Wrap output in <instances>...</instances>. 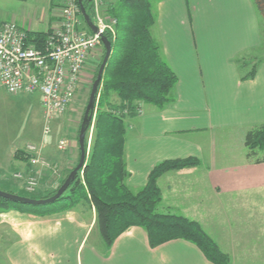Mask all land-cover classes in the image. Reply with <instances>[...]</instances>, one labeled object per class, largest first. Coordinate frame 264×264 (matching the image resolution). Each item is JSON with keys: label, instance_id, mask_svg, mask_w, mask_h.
<instances>
[{"label": "crops", "instance_id": "0c3cea01", "mask_svg": "<svg viewBox=\"0 0 264 264\" xmlns=\"http://www.w3.org/2000/svg\"><path fill=\"white\" fill-rule=\"evenodd\" d=\"M34 1L40 8L32 12L0 11V23L13 21L27 35L56 28L65 0ZM155 6L150 35L177 83L162 109L139 103V112L125 119V184L137 192L157 164L194 158L197 165L158 179L159 211L197 222L229 256V264H264V248L251 244L254 234L264 239V162L249 159L244 143L249 130L264 125V65L250 79H243L247 71L240 69L248 54L264 46V20L253 0H161ZM112 104H119L114 95ZM18 127V120H0V190L16 192L13 177L32 169L24 159L30 145L63 179L74 163V148L62 152L59 144L42 142L20 148L19 140L30 134ZM42 169L33 170L41 174ZM52 183L44 185L48 192L56 188ZM49 211L44 216L0 211V247L7 264H213L185 240L151 247L140 227L128 229L107 248L95 210L83 200ZM253 216L262 223L254 232L244 227ZM248 252L254 255L243 258Z\"/></svg>", "mask_w": 264, "mask_h": 264}, {"label": "trees", "instance_id": "16d2710c", "mask_svg": "<svg viewBox=\"0 0 264 264\" xmlns=\"http://www.w3.org/2000/svg\"><path fill=\"white\" fill-rule=\"evenodd\" d=\"M253 1L264 20V0ZM82 6L91 17V1L82 0ZM107 14L117 19L116 36L108 37L111 55L98 87L91 150L81 170L82 179L77 175L69 187L71 194H64L55 203L67 201L74 204L80 200L90 203L96 213V228L107 248L128 229L140 227L151 247L181 239L196 245L213 264H229L228 256L220 251L197 222L159 211L162 198L158 179L166 172L193 167L198 164L197 160L186 158L157 164L149 173L145 186L137 192H132L125 184L124 121L137 114L139 103L156 109L167 105L177 78L151 38L150 28L155 23V15L149 0H115L109 4ZM261 33L264 40L263 24ZM45 35L28 34L26 42L39 46ZM261 62H241L240 69L247 71L242 78H252ZM111 94L118 98L119 104L110 103ZM244 143L249 159L255 163L264 162V125L249 130ZM259 155L262 158L259 159ZM68 174L54 191L44 196H23L21 191L6 192L30 199H45L56 192ZM41 207L44 206L21 205L0 198V211L17 210L38 216L50 213Z\"/></svg>", "mask_w": 264, "mask_h": 264}, {"label": "built area", "instance_id": "2783aa9c", "mask_svg": "<svg viewBox=\"0 0 264 264\" xmlns=\"http://www.w3.org/2000/svg\"><path fill=\"white\" fill-rule=\"evenodd\" d=\"M90 1L94 33L83 20L78 0H65L58 25L46 33L39 46L27 43V34L15 22L0 24V85L9 95L39 94L46 120L62 115L70 106L85 66L102 49L101 37L116 36L117 19L107 14L103 0ZM65 145L61 140L59 149ZM27 152L32 169L25 187L33 191L40 174L34 167L49 166L36 146H28Z\"/></svg>", "mask_w": 264, "mask_h": 264}, {"label": "rangeland", "instance_id": "374dc122", "mask_svg": "<svg viewBox=\"0 0 264 264\" xmlns=\"http://www.w3.org/2000/svg\"><path fill=\"white\" fill-rule=\"evenodd\" d=\"M159 1L161 0H149L153 8L156 7L155 5H157ZM113 2H115V0H103V4L106 6V8L109 6L110 3ZM36 6L37 8H40L38 7L40 6V3L34 0H11V1L3 0V2L0 0V11L2 13L12 12L14 14H21L24 9H26L28 12H32ZM58 16H60V14H58ZM262 24L264 26L263 21ZM103 55H104V50L102 47V49H99V52L97 53V57L95 56V58L89 61L88 64L85 66V69L83 70L80 77V83L76 90L75 97L71 102L70 106L62 115L55 116L49 120H46V118L44 117V113L41 105L42 97L39 94H34V95L25 94L19 97H13L11 95H8L3 89V87L0 85V120H18V124H19L18 128H20V130L25 134L27 133L30 134V136L27 135L23 136L19 140L18 147L23 148L25 147L26 144L36 145L41 142L42 145L44 146L49 145L53 147H58L59 142L61 140H65L66 142V145L64 146L65 148L59 150L65 152L66 148L69 147L71 148V146L74 148L76 153L75 160L71 168L66 173V175L76 166L78 162L77 141H78L79 128L83 118L84 110L88 102L92 84L96 79L97 66L102 62L101 60L103 59L102 58ZM260 60L262 61L261 64L264 65V46L259 51H256L255 53H250L244 58V61L250 63H253L255 61L259 62ZM113 95L114 94H111L109 100L111 104H112ZM104 108H106V106ZM95 115H96V106L93 115V121L91 122V125L86 133V138H85L87 144V150H86L87 157L90 153L91 145L93 142ZM45 130H47L46 133ZM258 157L259 159L262 158L261 155H259ZM24 159H26V162L29 165L28 158H24ZM26 170L23 172V174H21L20 178L15 179L13 177V179L16 180L19 185L16 192L21 191V195L23 196H33V197L44 196L50 193L48 192L49 189H46L47 187L46 188L44 187V185L47 182L50 183L53 181L55 183H52L50 186L54 187V185H56L57 187L60 181L62 180L60 179L61 176L58 175L57 170L52 168L50 165L46 169L41 170V174L38 176V180H39L38 186L33 191H31L28 190L27 187H25L26 185H28L27 181L29 177L28 175L29 171ZM78 175L82 179V171H80ZM55 189L56 188H54L53 191ZM66 194L68 193L66 192L65 195ZM58 204H65V201L44 206L41 207L40 209L46 208L48 210H53L55 206H58ZM244 223H245L244 227L246 229L252 230V232H254L255 229H257V227L259 225L261 226L262 224V223L259 224L258 219H256L254 216L250 221L245 220ZM261 228L262 227H260V229ZM251 240L253 241L251 243L253 248L256 247L264 248L263 247L264 239L260 237H256V235L254 234V237L251 238ZM3 247L4 246L0 247V264H7L5 259H3V253L5 251V248L3 249ZM255 254H259V253H255ZM225 255L228 256L227 254ZM253 255L254 253L248 252L247 254H243L242 256L245 259H250Z\"/></svg>", "mask_w": 264, "mask_h": 264}, {"label": "water", "instance_id": "95a60500", "mask_svg": "<svg viewBox=\"0 0 264 264\" xmlns=\"http://www.w3.org/2000/svg\"><path fill=\"white\" fill-rule=\"evenodd\" d=\"M78 4L80 7L81 14L83 16V20L86 23L87 27L93 33L96 32V28L94 27L90 17L87 15V13L84 10V7L82 6V0H78ZM101 43H102V47L104 50V56L99 66V69L97 71L96 79L94 80L92 84L88 102L84 110L83 118L80 124L79 133H78V141H77L78 162L76 166L70 171V173L68 174L64 182L61 184V186L56 190V192L48 198L30 199V198L23 197L20 195L5 192L3 190H0V198L8 200L13 203H18V204L27 205V206H48V205L54 204L58 199H60L68 191L70 185L76 180L78 173L84 168L85 161H86V154H87L85 150L86 133L91 125V122L93 121L95 103H96V99L98 95V87L102 81L103 72L109 60V57L111 55V48H112L111 42L108 40L106 36L101 37Z\"/></svg>", "mask_w": 264, "mask_h": 264}]
</instances>
